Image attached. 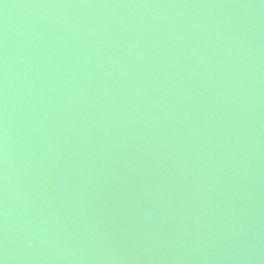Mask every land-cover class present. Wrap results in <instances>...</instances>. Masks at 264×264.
<instances>
[{
    "label": "water",
    "instance_id": "obj_1",
    "mask_svg": "<svg viewBox=\"0 0 264 264\" xmlns=\"http://www.w3.org/2000/svg\"><path fill=\"white\" fill-rule=\"evenodd\" d=\"M0 264H264V0H0Z\"/></svg>",
    "mask_w": 264,
    "mask_h": 264
}]
</instances>
